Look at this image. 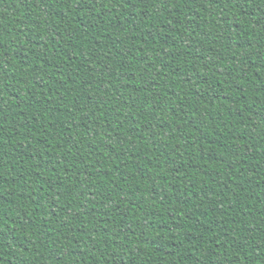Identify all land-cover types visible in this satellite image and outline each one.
Returning a JSON list of instances; mask_svg holds the SVG:
<instances>
[{"label":"trees","instance_id":"obj_1","mask_svg":"<svg viewBox=\"0 0 264 264\" xmlns=\"http://www.w3.org/2000/svg\"><path fill=\"white\" fill-rule=\"evenodd\" d=\"M0 264H264V0H0Z\"/></svg>","mask_w":264,"mask_h":264}]
</instances>
